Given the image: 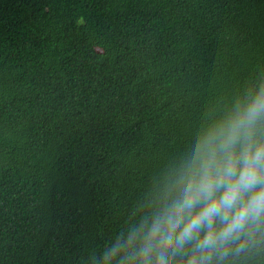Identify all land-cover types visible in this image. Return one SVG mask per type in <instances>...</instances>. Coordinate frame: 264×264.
I'll list each match as a JSON object with an SVG mask.
<instances>
[{"label": "trees", "instance_id": "16d2710c", "mask_svg": "<svg viewBox=\"0 0 264 264\" xmlns=\"http://www.w3.org/2000/svg\"><path fill=\"white\" fill-rule=\"evenodd\" d=\"M260 77L264 0H0V264H86Z\"/></svg>", "mask_w": 264, "mask_h": 264}, {"label": "clouds", "instance_id": "9594fccd", "mask_svg": "<svg viewBox=\"0 0 264 264\" xmlns=\"http://www.w3.org/2000/svg\"><path fill=\"white\" fill-rule=\"evenodd\" d=\"M86 264H264V77L173 145Z\"/></svg>", "mask_w": 264, "mask_h": 264}]
</instances>
